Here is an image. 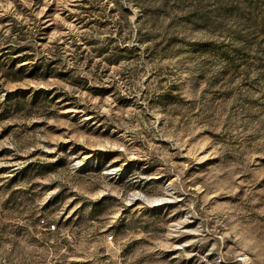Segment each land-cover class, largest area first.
<instances>
[{
  "label": "rangeland",
  "instance_id": "rangeland-1",
  "mask_svg": "<svg viewBox=\"0 0 264 264\" xmlns=\"http://www.w3.org/2000/svg\"><path fill=\"white\" fill-rule=\"evenodd\" d=\"M0 264H264V0H0Z\"/></svg>",
  "mask_w": 264,
  "mask_h": 264
}]
</instances>
